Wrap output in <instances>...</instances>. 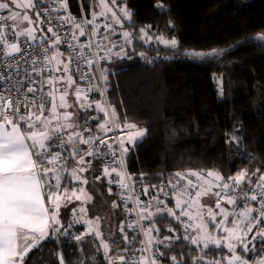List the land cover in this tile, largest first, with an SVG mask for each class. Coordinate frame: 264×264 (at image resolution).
I'll return each instance as SVG.
<instances>
[{
	"label": "trees",
	"instance_id": "trees-1",
	"mask_svg": "<svg viewBox=\"0 0 264 264\" xmlns=\"http://www.w3.org/2000/svg\"><path fill=\"white\" fill-rule=\"evenodd\" d=\"M97 1L67 0L68 7L64 10L59 0V7L62 15L70 13L78 20H91ZM119 3L133 13L132 21L124 22V29L133 35L128 56L114 57L105 66L106 94L108 105L115 108L122 124L134 123L147 130L146 137L124 158V171L130 174L132 185L139 191L145 187H170L177 172H219L227 181L246 169L251 184L240 187L244 191L255 188L258 177L264 175V41L257 38L264 33V0ZM157 3L165 6L166 13L155 7ZM147 25L152 26L147 31L153 40L138 38L139 29ZM160 36L174 37L178 47L164 45L158 39ZM53 40L52 37L50 41ZM61 45L52 47L51 53L62 48L65 54ZM213 49L221 50L222 54L203 59L189 54ZM96 100L98 96L93 101ZM92 108L100 115L94 126L96 136H100L98 125L103 116L94 104ZM100 137L107 142V138ZM110 149L120 159V152ZM119 159L115 168H119ZM96 165L106 167L98 162ZM116 186L111 191L124 221L127 214L121 211L119 200L125 193L119 184ZM116 190L120 198L115 195ZM170 192L166 201L172 204L173 190ZM244 204L237 198L238 209H243ZM247 204L254 209L258 205L256 201ZM155 225L160 240L172 238L157 250L161 264H175L172 256L179 264H207L219 261L221 255L225 258L223 249L200 250L190 243V238L185 239L187 234L181 220L162 216ZM123 228L128 239L113 242V255L123 256L124 264H130L131 243L132 247L142 246L143 239ZM256 249H260V240ZM243 253L250 260L264 258V252L260 251ZM60 254L66 264H111L96 238L70 241L54 235L42 242L39 249L33 248L23 264H38L40 259L44 264H60ZM200 256L204 259L200 260Z\"/></svg>",
	"mask_w": 264,
	"mask_h": 264
},
{
	"label": "snow or ice",
	"instance_id": "snow-or-ice-1",
	"mask_svg": "<svg viewBox=\"0 0 264 264\" xmlns=\"http://www.w3.org/2000/svg\"><path fill=\"white\" fill-rule=\"evenodd\" d=\"M111 2L112 4H115L116 0H111ZM9 3L15 4L18 8L23 7L27 9L35 7L33 0H25L23 4L19 3L18 0H9ZM9 3H0V10L8 9ZM99 6L101 8L100 12H93L91 20L82 19L81 21H77L70 13L60 19L62 22L73 24L74 28L79 30V36L86 35L85 26L89 24L93 25V27L89 31L88 35L90 37L96 35L99 27L95 23L97 16L107 17L108 13H111V18L114 23L123 26L122 18L117 16L116 12L113 11L112 7L109 6L106 0H100ZM60 7L67 10V0H61ZM155 7L161 12L166 13L167 11L165 6L161 3H157ZM120 11L123 13L124 19H127L129 22L132 21L133 13L129 11L126 6L120 7ZM36 15L39 16V12H37ZM0 20L32 22L28 15L20 16L18 13H13L9 17H0ZM169 23L171 24V21H169ZM105 27L109 26L105 25ZM151 27V25H147L145 28H140V35L138 38L151 40L147 31V29ZM111 31L114 33L115 29H112ZM48 32L52 33L54 38L52 43L53 47H55L61 42V37L58 32L54 31L51 27L48 28ZM20 34L33 40L36 39L34 29H25ZM132 35L133 34L127 30L123 32L126 44H130L132 42ZM72 36L73 39H78L75 32L72 33ZM257 38L264 41V33L258 34ZM105 39H107V37H105ZM158 39L164 45L172 48L178 47L179 44L177 39L174 37L166 39L165 37L160 36ZM0 42L6 44L9 55L13 53H20L22 51L18 43H8L6 36L3 34H0ZM91 46V41H89L87 45L82 47L91 48ZM112 46L116 47L115 44ZM68 47L74 49V46L71 44H69ZM97 47L99 48L101 46L97 45ZM45 51H47V49H45ZM189 54L203 59L205 57L220 55L222 54V51L213 49L211 52L207 53L191 52ZM79 55L82 59H85V62L89 67L96 63L95 59H87L83 51H81ZM95 55H98V53ZM112 56H115L117 59H121L127 57L128 53L124 47L121 46L119 52L113 54L111 53V50H109L105 56H100L99 59H111ZM54 58L55 57H52L51 59ZM49 62H51V60ZM71 62L72 57L69 55L68 63L70 64ZM61 63H63V61H61ZM56 70L59 71L60 69L57 68ZM63 70L65 72L69 71L68 64H64ZM106 71L107 70L104 69L101 73V79L105 81L107 80V76L103 73ZM81 78L86 77L82 74ZM54 79L64 80L65 77L49 78L46 83L52 85ZM66 79L69 86L74 83L71 75H69ZM36 90V88L30 87L27 89V92H35ZM222 94L221 90V95ZM48 95L52 96L53 93L49 92ZM75 95L78 101L83 99L86 102L88 100L87 95L82 96L81 89L79 88L75 90ZM66 96L67 91L60 95L59 105H57L53 99L49 109L51 116L47 117L44 116L45 103L43 100L39 102L38 106L35 101H29L26 103L25 101L28 100V97L25 95L24 98L18 100L15 107H13V99L10 96L5 97L3 94H0V264H23L24 257L27 256L29 251L33 248L39 249L41 242L51 238L52 234L67 236L68 233L66 229L64 232H61V229L65 226L59 219V211L62 200L71 202L73 197L77 200L91 199V197L84 193L83 189L80 190L82 195H76L75 192L68 195L67 187H61L62 174L67 172L68 169L64 166L66 161H64V164L60 165L59 169L56 167L57 162H59L62 157L59 152H51V142L55 141L60 146L72 144L73 147L69 149V151L71 152V156L73 158L78 154L80 155V159L76 161L78 165H85V155L93 156L95 154L91 148L81 154L78 149V144L91 145L96 141H99L101 145H106L109 148H111V145L107 144L106 140L101 139L100 136L89 135L87 138H84L82 133L74 132L69 135L65 141L64 137L59 135V133H61L65 128H72L75 126L72 123H59L61 115L64 120H69L71 117V113L68 112H64L62 114L58 113V108L71 107V105L67 104L65 100ZM21 104H23L25 109H29V104H31L32 107L37 108V112L28 110L24 114H19ZM92 104H95L96 108L103 112L106 117V119L98 125L99 129L103 133L106 134L112 131L113 127H123V129H127L126 139L117 138L120 152V159L118 162L119 168L114 167L111 169V172H115L119 177L120 186L128 189L129 185L126 183V178L130 179V174H127L124 171V158L129 152V147H126L125 145L128 144L134 148L137 145V141L141 140L145 136L147 130L138 128L134 123H125L121 126L115 108L106 106L102 102L93 101L92 103H81L80 107L90 108L92 107ZM9 109H12L11 115H9ZM14 119L17 120L16 123H14ZM91 119L98 118L91 117ZM54 120L57 121V124L53 129L51 126ZM19 121H23L25 123L26 129H21ZM38 124L42 126V130H32L35 129ZM86 131L91 132L92 129L86 128ZM74 137L77 139L74 140ZM232 139L239 143L237 137L233 136ZM113 155H115V153H113ZM87 170V167L73 168L70 175L75 179L81 180L82 183L87 184V180L78 175V173H83ZM103 171L105 175H111V172L107 167H105ZM175 175L180 179L185 178L184 174L179 172ZM190 175L197 176L202 179L203 185L207 186H201L200 189L195 192L194 196H192V194L187 191L188 186H191L192 188H196L197 186L193 184L191 180H188L184 190L177 194L175 207L181 209V216L189 218V223L185 225V231L187 232L189 229L194 228L198 234L197 236L191 238L190 243L198 246L202 243L203 248L205 249L209 248L210 245L216 248L226 247L230 253V258L228 259L227 264H249L247 259H243L240 255L236 254L237 246H241L245 252H264V228L258 229L252 236V240H248L249 233H252L253 228L260 224L261 220L264 219V175L258 177L255 189H252L251 192H245L240 187V185L244 183L251 184V180L248 178V172L246 169L241 170L235 176L228 177V181H231V183L224 181V177L219 172H208V177H214L216 181L222 182L215 185L217 188L221 189V191L216 192H212V184L210 181L203 179L200 174L193 172L190 173ZM253 175H255V173H253ZM99 178L100 177H97V179ZM169 183L171 184V181H169ZM178 183L179 181H177V184ZM177 184H172L171 186L176 188ZM229 189L238 190L239 197L243 198L245 201H258L259 207L254 209L245 203L241 211L234 210L229 212L228 209L221 208V199L226 200L230 205L236 204L238 198L237 196L229 195L228 192H223L222 194L223 190ZM256 189L259 190L258 193ZM109 191H111V189H109ZM159 191L164 192V189L160 188ZM143 193L147 195V187L143 189ZM210 193L218 197L215 207L220 210L219 213L214 212L211 207H206L200 203L201 196H207ZM165 195H167V193H165ZM45 196L48 198L47 204L45 202ZM180 196H187L188 199L182 201ZM152 199L156 200L159 204L163 203V201H160L157 196L152 197ZM135 202L137 205L141 203L138 197ZM182 205H186L188 209L194 208L195 213L193 214L192 212L185 210ZM150 207L151 204L149 203V205L141 208L138 215L147 212ZM201 209H205L207 217H209L214 224L216 222L217 215L222 217L218 226V231L225 233L223 239L218 238L209 231L208 222L205 221V215ZM80 211L84 212L85 209L81 208ZM157 212H167L168 215L174 217L175 219H180V217L176 216V213L172 208H157ZM253 212H256L255 217L252 215ZM230 215L233 216L234 219L231 221V226H227ZM141 218L151 220V213L147 216H141ZM96 219L98 221L99 217ZM87 223L89 226L88 234L94 235L95 237H101V244L104 249L105 258L111 261V264H116L117 259H119L121 264H123L125 259L123 256L118 258L109 256L110 245L109 243L103 241L102 234L98 230V226L94 228L92 221H87ZM129 226L131 227V225ZM68 227H71V225H68ZM120 231L123 232V227H121ZM153 231L159 232V229L153 226L144 230V235L147 237V241L145 243V248L142 249V251L150 250L149 246L154 242V240L157 243H164L166 240L171 241L172 239L171 237H165L163 240H156V238L152 236ZM169 231H171V229H169ZM257 236L260 238L259 250L255 248L254 244ZM70 239L82 241L83 236L76 235L75 237H70ZM127 239V235H125L124 240ZM185 239H188V237L186 236ZM249 244H253V248L250 249ZM160 255L163 256L164 253H160ZM171 259L175 262V264H179L175 256H172ZM199 259L203 260L204 257L200 256ZM59 260L60 264H64V258L62 255H59ZM38 264H44V261L40 259ZM130 264H157V261L154 256L141 257L139 261H130ZM207 264H219V261H208ZM253 264H264V259L254 261Z\"/></svg>",
	"mask_w": 264,
	"mask_h": 264
},
{
	"label": "rangeland",
	"instance_id": "rangeland-1",
	"mask_svg": "<svg viewBox=\"0 0 264 264\" xmlns=\"http://www.w3.org/2000/svg\"><path fill=\"white\" fill-rule=\"evenodd\" d=\"M120 1L121 0H116V3L112 4L111 0H106V2L109 4V6L112 7L113 11L116 12L117 16H120L122 18L123 26H121L120 24L114 23V21L111 18V13H108L107 17H105V16H97L95 23L99 27H98V32H97L96 35H93L91 37L88 35V33L92 29L93 25L89 24V25L85 26V32H86V35L89 37L90 41L91 42L95 41V42L98 43V45L101 46V47H99L100 53L96 57V63H94V71H95V74L97 76V80H98V83H99V95H98V98H99V100L103 99V101L106 102V103H107L106 81L101 79V73H102V70H104V69L107 70V67H105L106 64L109 61H111V59H114L115 56H112L111 59H106V60H101V59H99V57L100 56H105V54L109 50H111V53H113V54L116 53V52H119L120 49H121V46H123L124 49L126 51H128V48L131 45V44H126L125 40H124V37H123V32L125 31L124 22L127 19L123 18V13L120 11V7H122V6H119V4H120L119 2ZM18 2L23 4L25 2V0H18ZM0 3H9V0H0ZM33 3H34V0H33ZM99 5H100V0L97 1V4L95 6V11L94 12H97V13L100 12L101 8H100ZM61 9H63V8H61ZM37 12H39V9H38V7L36 5H35V7L25 9L23 7L18 8V7H16L15 4L9 3V8L8 9L0 10V14L3 17H9L13 13H18L20 16L28 15L31 18L32 22L29 23L27 21L15 22V21H12V20H3L2 29H3L4 34L7 35V36H10V37H14V38H17V39H20V40H24V41H26L28 43L35 44V45H39V44H43L45 42H49L52 45V47H53V43L50 41V39L53 36H52V33L48 32L49 26L46 24L45 20L42 18L40 12H39V16L36 15ZM63 13H64V10H63ZM105 25H108L109 27H105ZM25 29H34V35H35L36 39L33 40V39L28 38V37H26L24 35H21L20 33L23 30H25ZM112 29H115L114 33L111 31ZM105 37H107V39H105ZM151 40H153V39H151ZM61 44H63V47H65V50H66V45L62 41L58 45H61ZM113 44L116 45L115 48L111 47ZM104 46H106V47H104ZM59 48H61V47H59ZM55 51H56V49L53 50V52H55ZM66 53H67V50H66ZM60 54H62V55H60ZM65 54H64V51H63L62 48L58 49L54 54L51 53V58L55 57L54 59H51V61L53 60L51 62L52 63V68H53V76H54V72H55L54 66L56 65V67L60 69L59 71L56 70L57 71L56 78L65 77L64 80L55 79L53 81V84L50 85V90L53 93V95L51 96V103L53 102V99H54L55 102L57 103V105H59L60 95L62 93H64L65 91H67V96L65 97V100H66L67 104L71 105V107L58 108V113L62 114L64 112H67L68 110H70L71 114L75 116V119H74L75 124L78 125V121H77L78 120V114L81 117L84 115L83 108L81 109L80 104L81 103H88V100L85 102L83 99H81L79 101L76 99V95H75V90L77 89L76 88V81H75V79H74V77L72 76V73H71V70H72L71 63L70 64L68 63L69 55L67 53V56H65ZM61 61H63V63H61ZM53 62H54L55 65L53 64ZM58 63L60 64L59 66H57ZM64 64H68V69H69L68 72H65L63 70L64 69ZM103 74L107 76L108 70L106 72H104ZM69 75H71V78L74 81V83H72L70 86L68 85V82H67V79H66ZM82 96H83V94H82ZM92 110H94L96 112L95 109L92 108ZM53 123L57 124V121L54 120ZM59 123L60 124H68L69 122L67 121L66 123H64V118L61 115ZM71 123H73V122H71ZM24 126H25V124H23L21 127H24ZM80 127L82 128L81 120H80ZM141 129H143V128H141ZM62 133L64 135L66 134L64 131H62ZM82 133H83V136H84L85 133H84L83 130H82ZM146 135H147V131H146L145 136L141 140H138L137 143L142 141L146 137ZM123 138L126 139V135ZM52 145L54 147V143L53 142H52ZM125 146L129 147V150L132 148V146L128 145V144H126ZM54 152H55V147H54ZM82 153H83V151L81 152V154ZM79 159H80V155L78 154L77 156L74 157V161L72 163H75ZM84 159L92 160L91 158H86L85 156H84ZM93 161L94 160H92V162ZM72 163H70V164L72 165ZM94 163L96 164V161H94ZM70 164L66 165L65 167L70 166ZM56 167H59V166H56ZM111 169H109V170H111ZM190 173H193V172L185 173L184 174V176H185L184 179H180L179 177H177L176 181L173 183V184H177V181H179V183L177 184L176 188H173L172 186H170V187H166V186L161 187V188L164 189V192H160L159 191L160 188H156V189L154 188L153 189V188L147 187L148 188L147 195H145L143 193V190L142 191L137 190L132 185L131 179H127L126 178V183H128V185H129L128 189L122 188L120 186V184H119V186L123 190V193H125L124 197H126L130 201L129 202L130 203L129 204V208H127V210H123L121 208V211L124 212L125 214H127V219H125L124 221H121L120 215H119L120 214L119 210H117V208L115 207L116 206V199L113 197L112 191H109V189L106 188L104 190V192H105L104 197L106 196L108 198L105 199L102 196L101 200H102L103 204H108L111 201V204H112V206L110 207L111 211L107 207L106 208V212H107L106 214L107 215L105 217L109 216L113 221H116V229H117L116 236L120 237V234H122V232L120 231L121 227L125 226L126 229L128 230V227L126 226V223H127L128 220H130L133 223H136V225L138 227V230H139V232H135L134 231L135 233H131V234H133L136 237L140 236V237H142L143 240L147 239V237L144 235V230H147L148 228H151L153 226L155 228H157L156 225H155V221H156V219L158 217L170 216V215L167 214V212H157V208H161V209L172 208L175 211L176 216L180 217L179 220L182 221V226H183L184 231H185V225H187L189 223V218L186 217V216H181V209L175 207L177 194L184 190V187L187 184L188 180H191L192 183L197 186L196 188H192L191 186H188L187 191L189 193H191L192 196H194L195 192L197 190H199L201 186L207 187L206 185H203V180L202 179L198 178L197 176L190 175ZM195 173L200 174V176L203 177V179H206V180L210 181V183L212 184V192L219 191L220 188H217L215 185L218 184V183H222V182L216 181L214 179V177H208L207 173L206 174H202V173H199V172H195ZM66 179H67V176H66L65 180L62 181L64 185H66ZM104 186H108V185L106 183H104ZM171 187L173 189H170ZM174 189H175V192H174ZM170 190H173V193H172L173 195L170 196V198L172 200V204H170V202L166 201V198H168L170 193H171ZM165 193H167V195H165ZM115 195L118 196V198H120L117 190H116V194ZM110 196H111V199H110ZM154 196L159 197V200L163 201V203L159 204V203H157L156 200H153L152 197H154ZM137 197L141 201V203L139 205H137V203L135 202ZM180 199L183 201V200H187L188 197L187 196H180ZM215 199H216V196H214V195H212L210 193L207 196H201L200 203L202 205L206 206V207H211L212 209H214L213 210L214 212L219 213L220 210L215 208V206H214ZM149 203L151 204V207L148 208V211L138 215V213H140V209L144 208L146 205H149ZM90 207H91V205H89V208ZM182 207L185 208V210H188V211L192 212L193 214L195 213V209L194 208L188 209L186 207V205H182ZM234 210L235 211H241L242 209L241 210L228 209L229 212H232ZM109 211H110V213H109ZM201 211L204 212L205 221L208 222V225H209V231L212 232L214 235H216L218 238L223 239L225 233L222 232V231H218V226H219V224H220V222L222 220V217L220 215H217L216 216V222L214 224V223H212L210 218L207 217L205 209H201ZM149 213H151V220L145 219V218H141V216H147ZM61 214H62V210L60 209L59 215H61ZM252 215L255 217L256 216V212H253ZM170 217H172V216H170ZM172 218H174V217H172ZM59 219H60V217H59ZM233 219H234V217L230 215L229 218H228L227 226H231V221ZM260 228L261 227L259 225H256V227L253 228L252 233L251 234L249 233L250 236L248 235V240H252V236ZM123 232H124V228H123ZM157 234H158V232H156V231L152 232V236L154 238H156V240H160L158 238ZM186 234H187L188 238H190V240H191V238H193V237L198 235L194 228L193 229H189L186 232ZM52 235H54L56 237H60L58 234H52ZM118 240L120 242H123V240H120L119 238H118ZM258 240H260L259 236H257L256 241L254 242L255 248L257 246ZM161 244L163 245V243H160V246H161ZM194 246L197 247V248H200V250L203 249V250L207 251V249H208V248L207 249L203 248V244L202 243L199 246L198 245H194ZM210 247L211 248H216V247H213L211 245H210ZM130 248H132V243H131V247ZM138 248H139L140 253H141L139 258H141V257H143V254H142L143 245L142 246L139 245ZM249 248L250 249L253 248V244H250ZM216 249H223L224 250V252H225L224 257L225 258L223 259L222 255H221V257L219 259V262L227 264V261L230 258V253L227 250V248L226 247H221V248H216ZM243 252H245V251L242 249V247L241 246H237L236 254L240 255L243 259H247L249 261V264H253L254 261H259V260L264 259V258H261V259L250 260L245 255H243L244 254ZM247 252H248V255H249L252 251H247ZM128 261H130L129 258H128Z\"/></svg>",
	"mask_w": 264,
	"mask_h": 264
},
{
	"label": "built area",
	"instance_id": "built-area-1",
	"mask_svg": "<svg viewBox=\"0 0 264 264\" xmlns=\"http://www.w3.org/2000/svg\"><path fill=\"white\" fill-rule=\"evenodd\" d=\"M35 5L38 7L42 18L45 20L49 28L51 27L54 31L58 32L61 37V41L66 45L67 53L72 57L71 66L80 85L81 93L83 95H87L88 103H92V101L99 95V83L94 71V64L89 67L85 62V59L80 57L79 53L83 51L87 59L96 60L97 55L95 54L100 53V50L97 47L98 43L95 41L91 42V48L82 47L87 45L90 40L87 41L86 44H83L78 37L79 30L75 29L71 23L62 22L60 18L65 17V15L61 14L59 0H35ZM0 17H2L1 14ZM76 20L81 21L78 19ZM2 25L3 20H0V34L5 35ZM73 32L76 33L78 39H73ZM5 36L8 43H18L22 51L20 53H13L9 55L6 44L0 42V94H3L5 97L10 96L13 99V107H15L17 101L23 99L25 95L28 97V100L25 101L26 103L29 101H35L38 106L39 102L43 100L45 103L44 116H48L51 105V96H49L48 93L51 92V90L50 84L46 83V81L49 78H53L52 61L49 62L51 60V44L49 42H45L43 44L35 45L14 37ZM69 44L73 45L74 49L69 48ZM45 49H47V51H45ZM82 74H84L86 78H81ZM30 87L36 88L37 90L35 92H27V89ZM28 110L37 112V108L32 107L31 104H29V109H25L23 104H21L19 114H24ZM8 111L9 115H11L12 109H9ZM83 111L85 115L82 120V130L85 133L84 138H87L89 135L96 136L94 126L100 121L99 113L92 110V107H85L83 108ZM91 117H97L98 119H91ZM16 122L17 120L14 119V123ZM23 124H25L23 121H19L20 126ZM86 128H90L92 131L88 132L86 131ZM59 135L63 136L65 141L67 140L66 136L62 132L59 133ZM53 143L55 152H59L62 157V159L57 162L56 166L60 167L61 164H64V161H66L64 166L74 161V158L71 156L69 151L68 144L60 146L55 141H53ZM89 148H91L95 154L93 156L85 155L86 158H91L106 167H116L119 159L118 153L113 155L111 149L106 145H101L99 141H96L91 145H85L83 152ZM227 182L231 183V181ZM252 189H248L245 192H251ZM219 191H221V189H219ZM256 191L258 193L259 190L256 189ZM223 192H228L229 195L240 198L238 190H223L222 194ZM217 199L218 197L215 199L214 206ZM240 199L244 203H250L251 201H245L243 198ZM129 202L130 201L126 197L121 198L119 200L120 208L127 210V208H129ZM256 202L258 205L255 206V208H258L259 202ZM227 205L229 204L226 200H220L221 208ZM129 225H131V227ZM260 225L264 227V219L261 220ZM126 226L132 233L139 232L136 223H133L130 220L127 221ZM130 253V261H139L141 253L137 246H133Z\"/></svg>",
	"mask_w": 264,
	"mask_h": 264
},
{
	"label": "crops",
	"instance_id": "crops-1",
	"mask_svg": "<svg viewBox=\"0 0 264 264\" xmlns=\"http://www.w3.org/2000/svg\"><path fill=\"white\" fill-rule=\"evenodd\" d=\"M78 37L80 38V40H82L83 44H86L87 41L90 40L87 35H85V36H79L78 35ZM51 47H52V45H51ZM55 52H53L52 54H54ZM53 64H54V62H53ZM59 65L60 64L58 63L57 66H59ZM54 68H55V72H54L53 78H56V76H57L56 65L54 66ZM71 73H72V76L74 77V79L76 81V88L80 89V85H79L78 80L74 74L73 69L71 70ZM96 101L102 102L106 106H109L106 102L103 101V99L96 100ZM94 107L96 108L95 104H94ZM67 112L71 113L70 110H68ZM101 113H102L103 121H104L106 119V117H105L103 112H101ZM50 116H51V112H49L47 117H50ZM74 119H75V116L71 114V117L69 120H64V123H66L68 121L69 123L73 122L72 124L75 125L72 128H65L63 130L67 134V135L65 134L66 138L74 132L82 133V130H81L82 128L80 127L81 116H79V114H78V120H77L78 125L75 124ZM120 124H121V126L124 125V124H122V122H120ZM55 126H56V123H52L51 127L53 129L55 128ZM21 129H26V125L24 127H21ZM32 130L40 131V130H42V126H40L38 124L37 127L35 129H32ZM98 133L100 136L107 138V142L111 145L112 148L117 149L119 151V142H118L117 138H123L127 133V129H123V127H121V128L113 127L112 131H110L106 134L103 133L100 129H98ZM73 139L76 140L77 138L74 137ZM84 146H85V144H78V149H79L80 153L84 150ZM72 147H73L72 144H68L69 149H71ZM51 152H54V147L52 145V142H51ZM84 160H85V165H78L75 162V163H72V165L70 164V166H67L68 171L64 172L62 174V181H64L66 176H67L66 185H64L63 182H61V187H67L68 195H71L73 192H75L76 195H82L80 190L83 189L84 193H86L87 196L91 197V199L77 200L73 197L71 202H66V201L62 200L61 207H60V209L62 210V214L59 215V217H60L61 223L65 227L61 229V232H64L66 229L68 235L67 236L59 235V236L62 238L68 239L70 241H75L74 239H70V237H75L76 235H82L83 236L82 240H84L87 237H93V238H96L101 244V237H95L94 235L88 234V227L89 226H88L87 221H92V222L94 221L93 222L94 228L98 226V230L102 234L103 241L109 243V245H110L109 256L117 257V258L121 257L118 255L117 256L113 255L114 250H113L112 246H113V242L116 241L118 238L120 240L126 241V240H124V236H125L124 234L125 233L122 232V234H120V237L116 236V234H117L116 221H113L109 216L105 217L107 215L106 214L107 213L106 208L108 207V209L110 210V207L112 206L111 201L108 204H103L102 200H101L102 196L104 197V195H105L104 190L106 188L112 189V188H115V186L119 184V177L117 176V174L115 172H111V170H109L111 172V175L107 176V175H105V173L103 171L104 168L98 167L94 163V161L92 162V160H86V159H84ZM79 167H87L88 168L87 171H85L83 173H78V175H80L83 179L87 180V184L82 183L81 180L75 179L70 175V172L73 168H79ZM57 168L59 169V167H57ZM97 177H100V178L97 179ZM104 183H106L108 186H104ZM104 198L107 199L108 197L105 196ZM110 199H111V196H110ZM45 202H46V204L48 202L47 196H45ZM89 205H91L90 208H89ZM81 208L85 209V211L81 212L80 211ZM223 208L241 210V209H238L235 205H230V204L223 207ZM110 211H109V213H110ZM97 217H99L98 221L96 219ZM68 225H71V227H68ZM250 234H249V236H250ZM44 241H42V242H44ZM146 241H147V239L143 240V249L145 248ZM159 247H160V243H157L154 241L149 246L150 250L142 251L143 257H153L154 256L156 261H157V264H161L159 259H158V254H157V250L159 249ZM101 248L103 249L102 244H101ZM60 255H62V254H60ZM64 264H66L65 261H64ZM116 264H121V261L119 259H117ZM123 264H124V261H123Z\"/></svg>",
	"mask_w": 264,
	"mask_h": 264
},
{
	"label": "water",
	"instance_id": "water-1",
	"mask_svg": "<svg viewBox=\"0 0 264 264\" xmlns=\"http://www.w3.org/2000/svg\"><path fill=\"white\" fill-rule=\"evenodd\" d=\"M32 250H33V249H32ZM32 250H31V251H32ZM31 251H29V253H30ZM29 253H28V254H29ZM28 254H27V255H28ZM26 257H27V256H25L24 259H25Z\"/></svg>",
	"mask_w": 264,
	"mask_h": 264
}]
</instances>
